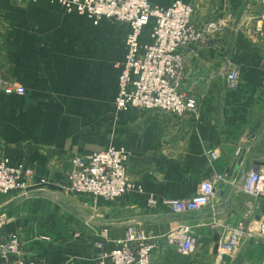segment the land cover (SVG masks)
I'll use <instances>...</instances> for the list:
<instances>
[{
    "label": "crops",
    "instance_id": "crops-1",
    "mask_svg": "<svg viewBox=\"0 0 264 264\" xmlns=\"http://www.w3.org/2000/svg\"><path fill=\"white\" fill-rule=\"evenodd\" d=\"M191 1L195 23L221 22L224 28L209 46L183 49L181 90L196 100L198 111L173 117L117 109L114 86L124 43L108 31L114 25L93 24L52 0H0V78L25 89L23 97L0 89V163L29 166L37 179L49 181L26 194L0 195V243L12 237L19 242V256L0 264H98L103 232V248L111 250L134 223L155 245L153 264H237L240 257L243 264H264L261 239L249 240L235 257L219 253L228 228L243 220L256 225L264 216V201L234 183L216 224L209 210L176 215L164 205L196 195L204 181L223 176L229 184L237 170L264 168L261 0ZM235 68L241 77L232 87L227 73ZM109 146L129 155L132 189L116 201L69 196L72 159ZM212 150L220 151L218 159L209 158ZM182 225L198 236L188 256L168 242Z\"/></svg>",
    "mask_w": 264,
    "mask_h": 264
},
{
    "label": "built area",
    "instance_id": "built-area-1",
    "mask_svg": "<svg viewBox=\"0 0 264 264\" xmlns=\"http://www.w3.org/2000/svg\"><path fill=\"white\" fill-rule=\"evenodd\" d=\"M64 7L67 12H76L93 20L115 19L129 27L127 53L115 87V103L119 111H160L178 117L194 114L197 102L181 90V78L185 71L182 47L206 44L204 29L193 24V7L176 1L168 9L151 4L150 0H52ZM264 9V0L261 1ZM152 26L151 42L141 44L144 30ZM211 33L224 28L221 22L207 25ZM240 80L237 68L227 73V82L236 86ZM0 89L8 96L23 97L25 89L0 78ZM211 160L219 158V150L208 153ZM129 155L112 146L93 152L87 156L72 159L68 175V190L76 195L83 194L93 199L116 201L133 187L128 174ZM225 177L218 176L213 181L201 183L198 192L192 197L173 199L164 202L176 215H191L204 210L211 213V221L217 223L215 200L218 187L225 184ZM46 178L37 179L29 166H13L9 161L0 163V195L18 192L26 194L30 188L46 187ZM243 194L264 197V168L254 166L247 170L246 179L238 186ZM152 202V201H151ZM213 213V214H212ZM227 240L219 247L221 257L233 256L240 251L246 240L264 233V218L249 227L241 223L228 228ZM99 244L98 264H152L151 254L155 245L148 242V236L139 224L127 226L126 235L115 243L114 249L104 250L107 232ZM104 240V241H103ZM179 253L188 256L195 253L198 236L187 225H182L168 237ZM19 242L15 237L0 243V259L7 261L11 256H19ZM8 264H35L30 260L16 259Z\"/></svg>",
    "mask_w": 264,
    "mask_h": 264
},
{
    "label": "rangeland",
    "instance_id": "rangeland-1",
    "mask_svg": "<svg viewBox=\"0 0 264 264\" xmlns=\"http://www.w3.org/2000/svg\"><path fill=\"white\" fill-rule=\"evenodd\" d=\"M163 1H169L170 2V0H163ZM176 1H182L183 3H186V4H189V5H191L192 7H193V19H192V21H193V24L197 27V28H200V29H204V31L206 32V35H207V38H208V41H207V43L206 44H201V45H196V46H185V47H182L181 48V50H180V52H182L183 53V49L184 48H188V47H192V48H200V47H207V46H209L210 44H211V42L213 41V38L218 34L219 35V33H221L222 32V29H219L218 31H215L214 33H211V31L209 30V28L207 27V25H211V24H213V23H218V22H208L207 24L206 23H204L203 25H201V26H199L197 23H195V20H194V16H195V8H194V5L192 4V1L191 0H173L172 2H170V4H168L167 6H161L160 4H158V3H161V0H150V2H151V4L152 5H154V6H156V7H159V8H164V9H168L169 7H172V5L176 2ZM191 1V2H190ZM262 1V0H261ZM261 1H260V5H261V13H262V15H264V9H263V6H262V3H261ZM72 13H76V12H72ZM76 14H78V13H76ZM79 15V14H78ZM93 24H94V22H93V20H90ZM101 22H107L108 24H112V25H114V27H111V26H109L110 28L108 29V31L109 32H112V33H117L118 35H119V38H120V36L122 35L123 36V43H124V50H123V63H125V57H126V53H127V45H126V41H127V35L129 34V27L127 26V25H125V24H122V23H120V22H116L115 21V19H112V20H106V19H101V20H98V22H97V24L96 25H99ZM112 28V29H111ZM151 31H152V26L151 27H148V28H146L145 30H144V33H143V35H142V37H141V44H148V43H150L151 42ZM119 46V45H118ZM183 59L185 60V68H186V56H185V54L183 53ZM120 58V56L118 57V59ZM123 63H121V64H123ZM122 66V65H121ZM121 66L120 67H117V74H119V72H120V69H121ZM239 70V69H238ZM240 72V71H239ZM184 74V73H183ZM240 77H241V74H240ZM117 78H118V75H117ZM182 79V78H181ZM116 82H117V79H116ZM181 85V84H180ZM115 87H116V83H115V86H114V89H115ZM181 87V86H180ZM184 92V91H183ZM184 93H186V92H184ZM187 94V93H186ZM188 95V94H187ZM189 97H191L190 95H188ZM193 98V97H192ZM194 99V98H193ZM195 100V99H194ZM196 101V100H195ZM115 105H116V103H115ZM197 105H198V103H197ZM197 111H198V108H197ZM197 111L194 113V114H187V116L188 115H195L196 113H197ZM141 112H145V113H149V112H147V111H141ZM150 113L151 114H160V113H162V114H164V115H169V116H173V117H178V116H176V115H173V114H170V113H166V112H160V111H150ZM239 155H242L240 152H239ZM219 156H220V151H219ZM242 158V157H241ZM240 158V159H241ZM239 159V160H240ZM243 159V158H242ZM35 173V172H34ZM128 174H129V171H128ZM35 175H36V173H35ZM130 178V177H129ZM68 194H69V196H71L72 197V194H73V197L75 196V194L74 193H72V192H68ZM70 197V198H71ZM78 197H85V198H89V197H86L85 195H83V194H78V195H76V197H74V198H78ZM258 199V201H264V197H260V198H257ZM74 205V204H73ZM74 207H77V209L79 210V211H81L82 212V208L81 207H78V206H74ZM261 218H264V216H262ZM241 223H243V224H245L247 227H249L252 223H254V219L252 220V221H250L249 222V220H243ZM240 223V224H241ZM239 224V225H240ZM238 225V226H239ZM214 226V225H213ZM213 228H215V229H217L218 227H216V226H214ZM143 229V228H142ZM104 233V232H103ZM253 237H255L254 239H253V241L254 242H256V241H259V239H261V240H264V233H261V234H256L255 236H253ZM117 241V240H116ZM116 241H115V243H116ZM248 241L249 240H246V241H244L243 242V244H242V247L244 246V245H246V244H248ZM242 249V248H241ZM241 249H240V251H241ZM108 252H110V251H112V249L111 250H107ZM240 251H238V253L240 252ZM237 253V254H238ZM152 254H153V252H152ZM152 254H151V260H152ZM236 254V255H237ZM223 256H226V255H223ZM232 257H235V255H233ZM97 258V257H96ZM153 264V263H152Z\"/></svg>",
    "mask_w": 264,
    "mask_h": 264
},
{
    "label": "water",
    "instance_id": "water-1",
    "mask_svg": "<svg viewBox=\"0 0 264 264\" xmlns=\"http://www.w3.org/2000/svg\"><path fill=\"white\" fill-rule=\"evenodd\" d=\"M260 128V124H256L248 133L247 137L251 138L254 137L258 131V129ZM243 162V159H240L238 162V165L241 166ZM238 173H240V177L238 180H236L238 173L232 174L231 176V183L229 184H222L218 187L219 190V202L218 205L216 206V215L218 216H222L225 215L228 209V198L230 197L232 190H233V183L236 186H242L244 184V181L246 179V173L247 170L245 168H242L240 170H237ZM81 217L86 218L84 215L79 214ZM209 215H205L204 217L207 218ZM254 244V241H251V245ZM244 263V259L242 257L237 259V264H243Z\"/></svg>",
    "mask_w": 264,
    "mask_h": 264
}]
</instances>
